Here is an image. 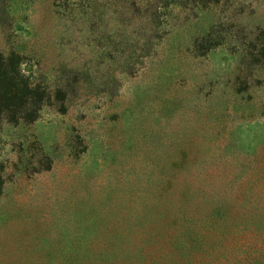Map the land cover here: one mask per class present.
I'll return each instance as SVG.
<instances>
[{
	"label": "rangeland",
	"instance_id": "rangeland-1",
	"mask_svg": "<svg viewBox=\"0 0 264 264\" xmlns=\"http://www.w3.org/2000/svg\"><path fill=\"white\" fill-rule=\"evenodd\" d=\"M0 52L44 94L33 121L0 116V264H231L252 241L264 0H0ZM210 190L246 206L190 259L161 213Z\"/></svg>",
	"mask_w": 264,
	"mask_h": 264
},
{
	"label": "trees",
	"instance_id": "trees-1",
	"mask_svg": "<svg viewBox=\"0 0 264 264\" xmlns=\"http://www.w3.org/2000/svg\"><path fill=\"white\" fill-rule=\"evenodd\" d=\"M20 65L21 58L18 54L4 55L0 52V116L9 122L33 121L37 117L44 97L43 92L31 86L28 79L21 73ZM212 191H200V196H189L182 192L179 194L180 199L173 206L171 205L169 210L161 213V216H167L171 210H174V215L178 217L177 221L181 224L180 228H183L181 233L190 231L196 233L195 240L199 242L196 246L197 253L189 255L190 259L200 253L204 239L203 230L218 232L220 236L226 235L233 220L232 210L244 209L246 206L240 204L235 207L232 200L227 201L219 192ZM241 214L242 230L252 234V241L234 242V247L225 252L231 257V264H264V222L258 218L257 214L247 216L246 211H242ZM185 224L187 226H184ZM221 247L222 244L217 243L214 248Z\"/></svg>",
	"mask_w": 264,
	"mask_h": 264
}]
</instances>
